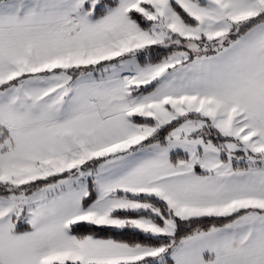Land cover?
Here are the masks:
<instances>
[{"label":"snow or ice","instance_id":"6c2138e0","mask_svg":"<svg viewBox=\"0 0 264 264\" xmlns=\"http://www.w3.org/2000/svg\"><path fill=\"white\" fill-rule=\"evenodd\" d=\"M0 264H264V0H0Z\"/></svg>","mask_w":264,"mask_h":264}]
</instances>
